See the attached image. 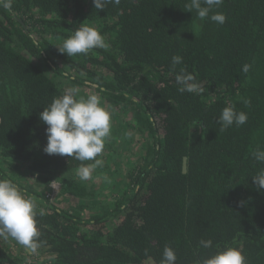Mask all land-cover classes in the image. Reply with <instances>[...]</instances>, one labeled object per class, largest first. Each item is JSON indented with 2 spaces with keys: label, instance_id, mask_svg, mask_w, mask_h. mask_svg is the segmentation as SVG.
I'll return each mask as SVG.
<instances>
[{
  "label": "trees",
  "instance_id": "16d2710c",
  "mask_svg": "<svg viewBox=\"0 0 264 264\" xmlns=\"http://www.w3.org/2000/svg\"><path fill=\"white\" fill-rule=\"evenodd\" d=\"M189 2L120 0L103 11L93 0L0 6V179L34 200L35 253L46 256L34 259L18 243L14 253L0 242V264H161L165 246L175 250L176 264H203L227 247L247 264H264V189L252 180L264 170L253 156L264 150V0H223L214 10L225 14L223 25L187 12ZM83 23L108 47L61 54L57 47ZM176 55L183 59L173 70ZM181 69L200 94L177 90ZM68 88L85 98L99 93L111 124L118 123L113 136L129 127L146 137L108 198L106 154L124 142L118 136L98 157L102 187L77 174L91 161L43 152L47 126L39 114ZM232 105L248 120L221 131L218 118ZM26 179L33 185L20 183ZM53 183L60 185L55 201L48 197ZM68 199L77 204L60 208Z\"/></svg>",
  "mask_w": 264,
  "mask_h": 264
},
{
  "label": "clouds",
  "instance_id": "9594fccd",
  "mask_svg": "<svg viewBox=\"0 0 264 264\" xmlns=\"http://www.w3.org/2000/svg\"><path fill=\"white\" fill-rule=\"evenodd\" d=\"M110 3L119 5L120 0H93L94 8L99 11H103ZM222 4L223 0H190L185 4V9L191 13L195 11L200 20L210 19L223 25L227 19L225 14L214 11ZM0 6L11 11L12 0H0ZM107 47L104 36L96 28L83 23L57 48L61 54L73 57L78 54L87 55L93 49ZM182 59L179 55L172 57L173 70L176 65L182 63ZM250 67L244 65L243 71L247 73ZM175 80L180 93L198 95L203 91L194 76L184 69L180 70ZM79 92L78 88L66 89L62 96L55 98L48 107L44 108L39 114V119L47 126L45 130L47 143L43 147V152L49 156H67L81 162L91 161L90 164H82L77 173L81 180L88 181L94 170L103 166L104 161L98 157L103 154L105 143L111 135L112 114L102 106L99 93L93 92L85 98L79 96ZM247 120V114L238 112L232 105L222 110L218 123L221 126L220 130L224 131L233 125L243 126ZM253 156L256 161L264 163V150L258 148L253 152ZM252 180L258 190L264 189V170L252 177ZM36 216L34 200L10 180L0 179V236L5 239L11 237L30 253H35L41 235L37 228ZM199 244L203 248L212 247L211 240L202 239ZM176 261L175 250L165 246L161 264H176ZM203 264H247V258L239 249L227 247L205 259Z\"/></svg>",
  "mask_w": 264,
  "mask_h": 264
},
{
  "label": "rangeland",
  "instance_id": "374dc122",
  "mask_svg": "<svg viewBox=\"0 0 264 264\" xmlns=\"http://www.w3.org/2000/svg\"><path fill=\"white\" fill-rule=\"evenodd\" d=\"M102 106H104L103 103H102ZM126 123L127 122H124L123 124L126 125ZM111 125H112L111 135H110V138L107 140V142L111 143V139H113L117 136L119 137V139L121 141H124V142L119 141L117 143V146H119V149L117 151H114V152L111 151V152H109V154L108 153L106 154L107 155L106 158L109 161L111 160L112 164H111V169H110L111 173L108 175V179H107L108 190H106V192H103V193L109 192L108 195L104 196L105 198H108V196L111 195L113 188H114V190H118V188L121 185L123 186L124 179H123L122 175L126 174L129 170L128 159H131V161L137 163L138 156H140L139 151L142 150L143 147H145V144L147 142L146 137H143V136L136 134L129 127H126L125 130L122 129V131H123L122 133L117 132V136H113L114 126L116 128H118V123L117 122H116V124L112 123ZM147 138H148V136H147ZM122 143L124 144L125 147H122ZM148 143H149V141H148ZM1 164H2V162L0 160V165ZM120 164H121L122 168H119ZM23 181H21L20 183H22L25 186H28L29 184L33 185L32 182L28 179H26L25 182H23ZM103 182H105V181H103V178L101 177V175L98 171H94L91 179L88 180L89 184L96 185L97 187H102L101 185L103 184ZM102 191H103V189H101V192ZM58 192H59V186L56 185L55 190L52 192L54 194V196L50 197L51 201L56 200V198L58 196ZM112 200L113 199H111V201ZM76 204H77V200L68 199L65 202H63L62 204H60V208L70 209V208L74 207ZM0 239H1L0 242H2L5 247H9L14 253L19 252V249H18L19 247L17 246V242L14 239H12L11 237H8L7 239H5L3 236H0ZM33 258L34 259L42 258V260H44V258H46V256L37 252L33 255ZM32 260H33L32 258H29V261H32Z\"/></svg>",
  "mask_w": 264,
  "mask_h": 264
},
{
  "label": "built area",
  "instance_id": "2783aa9c",
  "mask_svg": "<svg viewBox=\"0 0 264 264\" xmlns=\"http://www.w3.org/2000/svg\"><path fill=\"white\" fill-rule=\"evenodd\" d=\"M56 185H58L59 188H60V185H59L58 183H53V184L50 186L51 190H50V193L48 194V197H49V198L54 196V194H53L52 192L55 190V186H56Z\"/></svg>",
  "mask_w": 264,
  "mask_h": 264
},
{
  "label": "water",
  "instance_id": "95a60500",
  "mask_svg": "<svg viewBox=\"0 0 264 264\" xmlns=\"http://www.w3.org/2000/svg\"><path fill=\"white\" fill-rule=\"evenodd\" d=\"M186 167H184V169H185Z\"/></svg>",
  "mask_w": 264,
  "mask_h": 264
}]
</instances>
